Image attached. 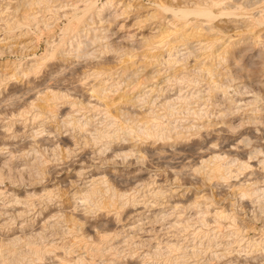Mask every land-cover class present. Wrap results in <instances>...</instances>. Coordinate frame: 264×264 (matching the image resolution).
<instances>
[{
    "label": "rangeland",
    "instance_id": "obj_1",
    "mask_svg": "<svg viewBox=\"0 0 264 264\" xmlns=\"http://www.w3.org/2000/svg\"><path fill=\"white\" fill-rule=\"evenodd\" d=\"M36 1L0 0V252L17 260L32 238L60 249L34 264H167L175 244L181 264H264V0L184 21L171 9L213 1Z\"/></svg>",
    "mask_w": 264,
    "mask_h": 264
},
{
    "label": "bare ground",
    "instance_id": "obj_2",
    "mask_svg": "<svg viewBox=\"0 0 264 264\" xmlns=\"http://www.w3.org/2000/svg\"><path fill=\"white\" fill-rule=\"evenodd\" d=\"M36 1V0H35ZM46 1V0H45ZM49 1V0H48ZM51 1V0H50ZM53 1V0H52ZM55 1V0H54ZM70 1V0H69ZM94 1V0H93ZM213 1V0H212ZM31 2H32V0H31ZM37 2V1H36ZM40 2H41V0H40ZM111 2V1H110ZM157 2V1H156ZM28 3H30V2H28ZM44 3V2H43ZM56 3V2H55ZM108 3V2H107ZM216 3H218L217 1H213V3L211 4V5H207V7H203V8H191V9H189V8H187V9H182V10H178V9H175V7H174V9L172 8L171 9V12L169 11V9H167V11L168 12H170V13H173V16L175 17V15H178V18L176 19L177 21H179L180 19H181V21L183 20L184 21V19H187L188 17V15H195V16H197L198 18L199 17H202V18H204L205 20H211V19H213V18H215V17H218V16H230V15H232L233 13H232V11H230L229 9V11L227 10L226 11V8H224L225 10H222V11H219L218 12V14H216V15H214L213 13H212V11H211V7H214V6H216V8H217V4ZM92 4H93V2H92ZM202 4V3H201ZM204 4L205 3H203V6H204ZM209 4V3H208ZM219 4V3H218ZM28 5V4H27ZM53 5V4H52ZM76 5V4H75ZM91 5V4H90ZM105 5V4H104ZM195 5V4H194ZM36 6V5H35ZM49 6V5H48ZM74 6V5H73ZM158 6H160V5H158ZM157 6V7H158ZM219 6H221V3H220V5ZM83 7V6H82ZM87 7H90L89 9H91V6H87ZM86 7V8H87ZM167 7V6H166ZM193 7V6H192ZM201 7V6H200ZM52 8V7H51ZM74 8V7H73ZM159 8V7H158ZM161 8V7H160ZM165 7H163V9H164ZM169 8V7H168ZM223 8V7H222ZM42 9V8H41ZM162 9V8H161ZM44 10V9H43ZM76 10V9H75ZM78 10V9H77ZM221 10V9H220ZM48 11V10H47ZM57 11V10H56ZM79 11V10H78ZM90 11V10H89ZM164 11V10H163ZM76 12V11H75ZM85 12H86V9H85ZM125 12V11H124ZM57 13V12H56ZM27 14V13H26ZM172 15V14H171ZM26 17H27V15H25ZM29 16V15H28ZM23 17V16H22ZM33 17V16H32ZM187 17V18H186ZM193 17V16H192ZM259 18L257 19H255L256 20V22H258V23H261V24H263L264 25V14L263 15H260V16H258ZM25 18V17H24ZM31 18V15H30V17H28L27 19H30ZM176 18V17H175ZM32 19V18H31ZM34 19V18H33ZM179 19V20H178ZM25 20H26V18H25ZM74 20V19H73ZM29 21V20H28ZM68 21V20H67ZM74 21H76V20H74ZM180 21V22H181ZM33 22V21H32ZM179 22V23H180ZM186 22V21H185ZM21 23V22H20ZM28 23V22H27ZM84 23V22H83ZM12 24V23H11ZM10 24V25H11ZM82 24V23H81ZM172 24V23H171ZM8 25V24H7ZM85 25H86V23H85ZM174 25V24H173ZM181 24H179L178 25V27H179V29H178V31L174 28V27H171V29L173 28L174 30H172V31H174L175 32V30H176V32H177V34L175 33L174 35H176L175 36V38H179L180 39V41L179 42H184V41H186L187 40V38H189V36H190V34H187L186 33V31L184 30V28L186 27V23L185 24H183V25H181ZM188 25V24H187ZM22 26H24V25H22ZM27 26V25H26ZM66 26H67V24H66ZM175 26V25H174ZM8 27H9V25H8ZM17 27V26H16ZM67 27H69V24H68V26ZM87 27V26H86ZM187 27H189V26H187ZM186 27V28H187ZM196 27V26H195ZM20 28V27H19ZM23 28V27H22ZM35 28V27H34ZM84 28V27H83ZM185 28V29H186ZM193 28H194V25H193ZM197 28V27H196ZM191 29V28H190ZM14 30V29H13ZM68 30V29H67ZM187 30V29H186ZM22 31V30H21ZM168 32V31H167ZM167 32H166V34H167ZM194 32V31H193ZM77 33V32H76ZM75 33V34H76ZM79 34V33H78ZM169 34V33H168ZM172 35H173V33H171ZM192 34V33H191ZM77 35V34H76ZM144 36V35H143ZM169 36V35H168ZM171 36V35H170ZM74 37V36H73ZM95 37V36H94ZM172 37V36H171ZM72 38V37H71ZM142 38V37H141ZM144 38V37H143ZM141 39V44L142 43H144V42H146L147 43V39H146V37H145V39ZM139 39V38H138ZM150 39V38H149ZM148 39V40H149ZM172 39V38H171ZM96 40H97V38H96ZM95 40V41H96ZM139 41V40H138ZM150 41V40H149ZM148 41V42H149ZM92 42V41H91ZM172 42V41H171ZM51 43H52V41H51ZM146 43H144V44H146ZM168 43V42H167ZM49 44V43H48ZM163 44V43H162ZM171 44V43H170ZM169 43L167 44V45H170ZM52 45V44H51ZM75 45V44H74ZM166 45V46H167ZM49 46V45H48ZM88 46V45H87ZM102 46V45H101ZM144 46H146V45H144ZM164 46V45H163ZM100 47V46H99ZM105 48H107L108 46H104ZM170 47H172V44H171V46ZM174 47V46H173ZM69 48V47H68ZM82 48V47H81ZM101 48V47H100ZM154 48V47H153ZM104 49V48H103ZM108 49V48H107ZM171 49V48H170ZM57 50V49H56ZM70 50H71V47H70ZM55 51V50H54ZM100 51V50H99ZM64 52V51H63ZM77 52V51H76ZM196 52V51H195ZM96 53V52H95ZM53 54V53H52ZM60 54V53H59ZM170 54V53H169ZM189 54V53H188ZM57 55V54H56ZM96 55V54H95ZM86 57H90V56H92L91 54H88V53H86V55H85ZM172 56V55H171ZM186 56H188V55H186ZM58 57H60V56H58ZM168 58H169V56H168ZM173 60V59H172ZM167 61V60H166ZM168 61H169V59H168ZM168 61H167V63H168ZM174 62H176V61H174ZM37 63V62H36ZM35 63V64H36ZM169 63H171L170 61H169ZM33 66V65H32ZM30 67V66H29ZM35 67V66H34ZM37 68V67H36ZM29 70V69H28ZM32 70V69H31ZM33 70H34V68H33ZM207 70V69H206ZM209 71V70H208ZM207 71V72H208ZM136 72V71H135ZM210 72V71H209ZM33 73V72H32ZM96 74V73H95ZM99 86V85H98ZM102 88V87H101ZM105 90V89H104ZM133 90V89H132ZM51 92V91H50ZM54 93V92H53ZM52 93V94H53ZM56 93V92H55ZM94 93V92H93ZM102 94V93H101ZM100 94V95H101ZM46 95V94H45ZM143 95V94H142ZM57 96H59L58 98L60 99V95H57ZM134 96V95H133ZM144 96V95H143ZM191 96V95H190ZM54 98H56L57 99V97H56V95H54L53 96ZM52 98V97H51ZM133 98V97H132ZM191 98V97H190ZM131 99V98H130ZM186 99V98H185ZM195 99V98H194ZM198 99V98H197ZM44 100V99H43ZM54 100V99H53ZM58 100V99H57ZM61 100V99H60ZM190 100H192V99H190ZM50 101H51V99H50ZM140 101V100H139ZM138 101H136V103H137ZM143 102V101H142ZM141 102V103H142ZM132 104V103H131ZM130 104V105H131ZM50 106V105H49ZM54 106V105H53ZM168 106V105H167ZM165 107V106H164ZM164 110H165V108H164ZM168 110H169V108H168ZM167 109H166V111H168ZM167 114V113H166ZM169 114V113H168ZM198 114V113H197ZM200 114V113H199ZM170 117V116H169ZM159 118V117H158ZM155 119V118H154ZM156 120V119H155ZM160 120V119H159ZM75 121V120H74ZM73 121V122H74ZM67 122V121H66ZM76 122V121H75ZM153 122H154V120H153ZM152 122V123H153ZM69 123V122H68ZM114 123V122H113ZM72 124V123H71ZM74 124V123H73ZM77 124V123H76ZM115 124V123H114ZM156 124V123H155ZM203 124V123H202ZM131 125V124H130ZM150 125V124H149ZM152 125V124H151ZM72 126V125H71ZM146 126V125H145ZM156 126V125H155ZM158 126H159V124H158ZM144 127V125L142 126V128ZM157 127V126H156ZM161 127V126H160ZM136 128V127H135ZM138 128V127H137ZM136 128V130H138V133L140 132L142 135L144 134L141 130H142V128H141V130L140 129H137ZM147 128H150V127H147ZM146 128V129H147ZM151 128H154V127H152L151 126ZM163 128V127H162ZM186 128V127H185ZM146 129H144V130H146ZM155 129V128H154ZM158 129H160V128H158ZM133 130V129H132ZM135 130V131H136ZM143 130V131H144ZM148 130V129H147ZM149 130H151V129H149ZM148 130V131H149ZM156 130H157V128H156ZM162 130V129H161ZM134 131V132H135ZM152 131H153V129H152ZM151 131V132H152ZM159 131V130H158ZM145 132V131H144ZM154 133L156 132V131H153ZM97 133V132H96ZM103 133V132H102ZM131 132L129 131V135H131L130 134ZM154 133L152 134V133H149V132H145V134L147 135L146 137H148V136H150L151 134V136H153L154 135ZM160 133V132H159ZM159 133H157L156 132V134H159ZM144 134V135H145ZM155 134V135H156ZM164 134V133H163ZM97 135H98V133H97ZM96 135V136H97ZM101 135V134H100ZM99 135V137H105L106 135L108 136V134H106L105 133V135L104 134H102L101 136ZM127 135H128V133H127ZM143 135V136H144ZM154 135V136H155ZM162 135V134H161ZM96 136H95V139H97L96 138ZM111 136V135H110ZM139 136H141V135H139ZM150 136V137H151ZM153 136V137H154ZM159 136H160V134H159ZM158 135H157V137L156 138H158L159 137ZM179 136V135H178ZM98 137V136H97ZM123 137V136H122ZM180 137V136H179ZM100 138V139H101ZM118 138V137H117ZM155 138V137H154ZM160 139H161V137H159ZM170 138V137H169ZM93 139V138H92ZM99 139V138H98ZM261 140V139H260ZM127 141V140H126ZM204 141V140H203ZM156 142V141H155ZM173 142V141H172ZM237 146V145H236ZM256 150V149H255ZM219 152V151H218ZM233 153V152H232ZM223 155V154H222ZM124 157V156H123ZM220 157H221V155L220 156H215V157H213V159H214V161L216 160H218L219 161V164H221L220 163V161H221V159H220ZM221 158H223V157H221ZM213 161V162H214ZM259 162V161H258ZM33 163V162H32ZM235 163V162H234ZM263 163V162H262ZM41 164V163H40ZM217 164V163H216ZM241 164V163H240ZM39 165V164H38ZM239 167H241V168H248V167H250V165L248 166V164H241V165H238ZM224 167V166H223ZM264 167V166H263ZM46 168V167H45ZM220 168H222V167H220L219 165H214L213 167H211V169H210V171H211V173H219V170H221ZM252 168V167H251ZM262 168V167H261ZM35 169V168H34ZM223 169H225V168H223ZM248 169H250V168H248ZM38 170V169H37ZM222 171V170H221ZM239 171V170H238ZM46 173V172H45ZM215 175V174H214ZM219 175V174H218ZM209 176V175H208ZM216 176V175H215ZM221 176V175H220ZM1 178V177H0ZM209 178H210V176H209ZM221 179V178H220ZM222 180V179H221ZM244 180H246V179H244ZM94 181V180H93ZM102 183V182H101ZM253 184V183H252ZM92 186H93V184H91ZM90 185V186H91ZM101 185V184H100ZM255 187V186H254ZM109 191V190H108ZM242 191V190H241ZM260 191L261 190H259L257 187L256 188H252L251 187V189L249 190L248 189V191L246 190L242 195L244 196V197H252V196H258L259 194H260ZM97 191H95V188L93 187V188H91L90 187V189H88L87 190V192H86V194H84L85 196H84V198H87V200H88V198L89 197H93L92 195H94L95 193H96ZM243 192V191H242ZM1 193V192H0ZM111 193V192H110ZM79 195V194H78ZM96 195H97V193H96ZM103 196V195H102ZM113 196V195H112ZM242 196V197H243ZM260 196V195H259ZM258 196V197H259ZM94 197H95V195H94ZM238 198V197H237ZM86 200V201H87ZM92 200V199H91ZM89 201V200H88ZM93 201V200H92ZM91 201V202H92ZM88 203V202H87ZM103 203V202H102ZM106 203V202H105ZM197 203V202H196ZM90 204H92V203H89V205ZM101 204V203H100ZM99 204V205H100ZM104 204V203H103ZM93 205V204H92ZM91 205V206H92ZM257 206V205H256ZM104 207V206H103ZM132 207V206H131ZM73 208V207H72ZM262 209V208H261ZM208 210V209H207ZM211 211V210H210ZM62 212V211H61ZM184 212V211H183ZM87 213V212H86ZM215 213V212H214ZM199 214V213H198ZM202 214V213H201ZM203 215V214H202ZM229 216V215H228ZM226 217V216H224V214H222V213H215V217H219V218H231V217ZM203 218V217H202ZM233 218V217H232ZM234 220V219H233ZM195 222V221H194ZM187 223H189V222H187ZM203 223V222H202ZM58 224V223H57ZM192 224V223H191ZM233 224H234V222H233ZM86 225V224H85ZM45 226V225H44ZM183 226H187V225H183ZM190 226V225H189ZM226 226V225H225ZM53 227H55V225L54 224H50V225H48V228H53ZM57 227V226H56ZM79 227V226H78ZM81 227H83V226H81ZM227 227V226H226ZM80 228V227H79ZM53 229H55V228H53ZM78 229V228H77ZM182 229V228H181ZM185 229V228H184ZM57 230V229H56ZM53 231V230H52ZM81 231V230H80ZM183 231V230H182ZM181 231V232H182ZM219 231V230H218ZM221 231V230H220ZM219 231V232H220ZM231 231V232H230ZM230 231H228V234H229V238H230V236L232 237V236H237V234H239V232L236 230V229H232V230H230ZM60 233V232H59ZM73 233V232H72ZM99 233V232H98ZM37 234V233H36ZM35 234V235H36ZM52 234V233H51ZM200 234V233H199ZM34 235V236H35ZM47 235H49L50 236V234H47ZM54 235V234H53ZM89 235V234H88ZM92 235H94V234H92ZM103 235H105V234H103ZM197 235V234H196ZM32 236V235H31ZM30 236V237H31ZM49 236H44V234L42 233V234H38L37 235V238L39 239L38 240V242L42 239V241H44V239H48L47 237H49ZM205 236V235H204ZM221 236V235H220ZM202 237V236H201ZM212 237H214L213 235H212ZM20 238V237H19ZM19 238H14V239H12V240H10L7 244H6V246H8V251L7 252H11V251H9V248H12V250H14L13 248H15V245H16V243L19 241ZM84 238V237H83ZM101 238V237H100ZM110 238V237H109ZM175 238V237H174ZM49 239H50V237H49ZM86 239V238H85ZM128 239V238H127ZM213 239V238H212ZM34 239H32V238H26L25 239V243H24V245L25 246H27V249H26V251L24 250V253H25V255H24V253H22L24 256H25V258H24V256H21V258L23 257V259H21L20 257L18 258L17 257V260L18 259H21V260H19L18 261V263H16V264H34L35 262H39V261H41L42 262V259L45 257V258H48V257H46L45 256V254H47V253H51V252H54L55 251V249L56 248H58L59 247V245H58V243H57V245H58V247L55 245V244H53V245H50L51 246V248H55L54 250H51V248H49V249H47V248H44L41 244V247L40 246H38V244H36L35 245V243L36 242H34L33 241ZM59 240V239H58ZM79 240V239H78ZM96 240H97V238H96ZM110 240V239H109ZM108 240V235L106 236H103L102 237V239H100V243L103 245V247L101 246V244H100V246H97L96 244V246L94 245V243L92 244V246H90V248H89V251L91 252V253H93V254H95V255H98L100 252H102L105 248H104V244H107V241H109ZM36 241V240H35ZM42 241H40V242H42ZM50 241H51V239H50ZM72 241V240H71ZM130 241V240H129ZM174 241V240H173ZM21 242V241H20ZM37 242V243H38ZM44 242H47V241H44ZM48 242H49V240H48ZM47 242V243H48ZM78 242H80V241H78ZM91 242H93V241H91ZM95 242V241H94ZM110 242V241H109ZM125 242V241H124ZM127 242V241H126ZM262 242V241H261ZM23 243V242H22ZM50 243V242H49ZM54 243V242H53ZM69 243V242H68ZM87 243V242H86ZM117 244V243H116ZM128 244V243H127ZM212 244H213V242H212ZM21 245V244H20ZM46 245V244H45ZM87 245V244H86ZM88 245H89V243H88ZM91 245V244H90ZM1 247H2V245H0ZM22 246V245H21ZM62 246V245H61ZM4 247H5V245H4ZM23 247V246H22ZM47 247H48V245H47ZM113 247V246H112ZM3 248V247H2ZM16 248H18V247H16ZM60 248H62V247H60ZM64 248V247H63ZM108 248V247H107ZM181 248V247H180ZM180 248L178 247V245L176 246L175 244L174 245H171L170 244V246L169 245H167V251H165L166 252V254L164 253V251H163V254H165V255H163V257L165 256V258L163 259V261H165L167 264H181L182 262H183V260H185L186 259V256H187V254L186 253H181L180 254V256L181 257H170L172 254V252L174 251V252H178L179 250H180ZM6 249V248H5ZM59 249V248H58ZM65 249V248H64ZM130 249V248H129ZM196 248H194V249H192L191 250V252L189 253L190 255H192V256H195V255H197V251L195 250ZM19 250V249H18ZM60 250V249H59ZM106 250V249H105ZM104 250V251H105ZM111 250V249H110ZM159 250V249H158ZM6 251V250H5ZM62 251H63V249H62ZM65 251V250H64ZM67 251H69V250H67ZM67 251L65 252V253H67ZM117 251V250H116ZM190 251V250H189ZM200 251V250H199ZM56 252V251H55ZM122 252V251H121ZM185 252V251H184ZM187 252V251H186ZM64 252H62L61 254H63ZM118 253V252H117ZM155 253V255L156 256H162V254H160V253H162V252H157L156 253V251L154 252ZM159 253V254H158ZM199 253V252H198ZM19 254V253H18ZM52 254V253H51ZM75 254V253H74ZM110 254V253H109ZM124 254V253H123ZM54 255H55V253H54ZM68 256H69V254H67ZM127 255V254H126ZM148 255V254H147ZM154 254H153V256H155ZM9 255H5V254H3L2 253V251L0 252V264H13V262H11V261H13V259L15 258V257H13L11 260H10V258L11 257H8ZM13 256V255H12ZM51 256V255H50ZM63 256V255H62ZM87 256H88V254H87ZM120 256V255H119ZM55 257V256H54ZM58 257V256H57ZM56 257V258H57ZM81 257H82V255H81ZM92 257V256H91ZM196 257V256H195ZM67 258V257H66ZM65 258V259H66ZM78 258H80V257H78ZM84 258V257H83ZM94 258V257H93ZM93 258H92V260H93ZM158 258V257H157ZM50 259V258H49ZM48 259V260H49ZM91 259V258H90ZM89 259V261H91ZM101 259H103V258H101ZM147 259V258H146ZM154 259H156V257L154 258ZM160 259V258H159ZM190 259V258H189ZM10 260V261H9ZM17 260H15L14 259V262L15 261H17ZM60 260H64V259H61L60 258ZM85 260H86V258H85ZM149 260V259H148ZM180 260V261H179ZM192 260V259H191ZM45 261V260H44ZM67 261H68V259H67ZM75 261H77V263L78 264H83L84 263V261L80 258V259H78V260H76L75 259ZM108 261H110V260H108ZM182 261V262H181ZM186 261V260H185ZM56 262V261H55ZM107 262V261H106ZM113 262H115V261H113ZM117 262V261H116ZM59 263V262H58ZM69 263V262H68ZM76 263V264H77ZM90 263V262H89ZM152 263V262H151ZM155 263H158V262H155ZM159 263H160V260H159ZM163 263V262H162ZM161 263V264H162ZM185 263V262H184ZM191 263V262H190ZM15 264V263H14ZM40 264V263H39ZM47 264V263H46ZM53 264H54V262H53ZM71 264H72V261H71ZM75 264V263H74ZM127 264V263H126Z\"/></svg>",
    "mask_w": 264,
    "mask_h": 264
}]
</instances>
